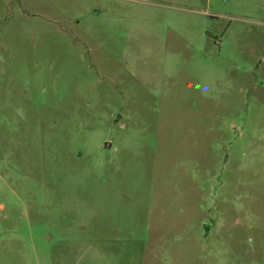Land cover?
I'll use <instances>...</instances> for the list:
<instances>
[{"label": "rangeland", "instance_id": "1", "mask_svg": "<svg viewBox=\"0 0 264 264\" xmlns=\"http://www.w3.org/2000/svg\"><path fill=\"white\" fill-rule=\"evenodd\" d=\"M0 264H264V0H0Z\"/></svg>", "mask_w": 264, "mask_h": 264}, {"label": "water", "instance_id": "2", "mask_svg": "<svg viewBox=\"0 0 264 264\" xmlns=\"http://www.w3.org/2000/svg\"><path fill=\"white\" fill-rule=\"evenodd\" d=\"M107 145V144H106Z\"/></svg>", "mask_w": 264, "mask_h": 264}]
</instances>
